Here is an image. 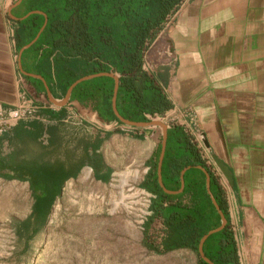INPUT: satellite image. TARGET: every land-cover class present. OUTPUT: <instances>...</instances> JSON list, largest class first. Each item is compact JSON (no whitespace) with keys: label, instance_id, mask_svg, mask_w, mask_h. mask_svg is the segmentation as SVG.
<instances>
[{"label":"crops","instance_id":"obj_1","mask_svg":"<svg viewBox=\"0 0 264 264\" xmlns=\"http://www.w3.org/2000/svg\"><path fill=\"white\" fill-rule=\"evenodd\" d=\"M15 3L0 0V110L4 118L25 108L28 113L20 122L33 121L45 127L43 119H50L46 128L54 142L51 154L58 149L52 163L85 162L71 174L73 179L84 174L85 168L93 171L94 177L98 173L102 183H106L103 177L108 170L111 176L124 171L120 175L126 180L137 179L141 173L137 185L145 193L140 185L147 177L153 183L154 164H159L166 141L163 183L168 191L176 192L184 177L185 187L178 194L162 189L168 195L162 209L177 204L194 207L192 191L198 189L205 198L204 183L210 196L209 174L210 192L227 212L223 213L237 242L240 264H264V0L185 2L177 12V24L168 32L167 28L161 31L145 54L144 69L156 76L173 107L158 116L142 114L146 120L141 121L117 97L120 115L126 120L132 116V122L144 123L142 126L119 120L112 105L117 120L101 116H110L104 94L112 86L111 79L115 88L111 76L82 77L68 98L63 84L53 79L47 82L31 71L24 74L14 40L15 23L9 15ZM109 73L120 77L121 86V75ZM96 78L106 79L92 81ZM69 115L71 120H61ZM213 156L228 165L233 184ZM156 173L158 176V167ZM161 200L156 196L151 203Z\"/></svg>","mask_w":264,"mask_h":264},{"label":"trees","instance_id":"obj_2","mask_svg":"<svg viewBox=\"0 0 264 264\" xmlns=\"http://www.w3.org/2000/svg\"><path fill=\"white\" fill-rule=\"evenodd\" d=\"M186 1L23 0L22 4H25L27 12L42 11L48 16L47 26L33 45L39 57L29 69L22 65L23 70L41 75L47 82L53 79L58 84H63L65 92L84 76L116 71L121 75L119 102L123 100L130 111L139 115L138 119L141 121L146 120L141 116L142 114L162 115L173 105L161 92L160 86L156 83V76L153 78L144 69L145 54ZM38 17H41L38 22L18 23L19 26L14 34L17 53L37 37L45 23L44 16H36ZM111 82V88L104 94L110 116L101 115L108 121L117 120L111 108L113 79ZM148 90L151 91V98L146 94ZM127 119L134 120L132 116ZM13 130L19 139L31 138L34 142L42 143L45 127L33 121L28 123L19 121ZM50 143L54 144L49 140L44 145ZM55 153L58 154V149H55ZM87 158L88 155H85L84 159ZM197 158L199 160V157ZM84 163V161L79 162L78 167H82ZM69 165H71L70 161L60 160L38 164L29 161L16 162L11 158L0 159V176L29 181L35 193L31 215L20 226L21 235V232L30 230L37 234L47 223L53 205L62 194L64 184L72 178L66 169ZM157 167L158 161L154 164L153 183H150L151 178L147 177L140 188L156 195L157 199L161 197V202L151 203L150 211L153 216L161 214L165 228H169L167 239L177 236V241L175 244L169 243L168 240L162 241V249L146 242L148 248L158 253L189 249L197 254V264H209L200 257L199 244L204 235L221 225L222 219L206 191L205 183L203 196L208 201L202 198L198 189L194 190L192 191L196 202L194 207L177 204V210L171 211L166 216L162 212V207L168 195L158 183ZM4 170L14 173L23 170L27 176L3 174L1 171ZM111 174L108 170L103 180L108 182ZM177 174H180V170H177ZM95 178L102 179L98 173L95 174ZM179 189L180 186H177V190ZM221 206L224 208L222 204ZM223 212L227 213L226 210ZM171 218H177L175 233L170 226ZM146 228L148 229V224ZM204 252L215 264H240L237 242L230 225L209 236L204 244Z\"/></svg>","mask_w":264,"mask_h":264},{"label":"rangeland","instance_id":"obj_3","mask_svg":"<svg viewBox=\"0 0 264 264\" xmlns=\"http://www.w3.org/2000/svg\"><path fill=\"white\" fill-rule=\"evenodd\" d=\"M27 11L22 2L13 8L12 15L19 19L14 20L15 30L21 21H40L41 17L36 18L38 15L45 17L42 26L45 29L47 14ZM175 24L177 13L165 32ZM38 39L22 54V65L26 69L31 68L39 57L33 47ZM103 79L92 81L100 82ZM146 94L148 96L149 91ZM9 133L0 138V159L46 164L57 157L51 154V143L44 145L31 138L19 139L13 129ZM57 144L60 146L61 142ZM84 171H89L90 175L86 180L80 172L77 178H70L64 184L62 194L40 231L37 234L32 230L23 231L22 235L19 229L31 215L35 193L29 181L0 176V264L197 263V254L189 249L158 253L148 248L147 244H153L162 249V241L168 240L169 228H165L160 213L157 216H153V213L149 215L150 204L146 203V195L137 185L141 173L137 179L126 180L120 175L124 171H116L108 182L102 183L89 168ZM76 172V166L69 171L72 175ZM174 210L177 207L164 208L162 212L167 216ZM169 222L175 233L177 218H171ZM168 241L175 244L177 236Z\"/></svg>","mask_w":264,"mask_h":264},{"label":"water","instance_id":"obj_4","mask_svg":"<svg viewBox=\"0 0 264 264\" xmlns=\"http://www.w3.org/2000/svg\"><path fill=\"white\" fill-rule=\"evenodd\" d=\"M22 2V0H19L18 2H16L13 6H11L10 8V11H9V15L10 17L15 20V21H18L19 19H17L16 17H14L11 13L12 9L20 4ZM44 30V27L41 29L40 33L37 35V37L33 40L32 43L24 46L20 51H19V56H18V60H19V64H20V67L22 69V54L23 52L29 48L39 37L40 35L42 34ZM171 43V42H169ZM171 52H173V46L171 45ZM22 72L24 74H27L26 72H24L22 70ZM101 76H111L115 79L116 81V85H115V88H114V93H113V100H112V106H113V111L115 113V115L117 116V118L119 120H121L122 122L126 123V124H129L131 126H142L144 125V123H137V122H132L130 120H126L124 119L119 111H118V106H117V97H118V92H119V88H120V77L116 76L114 73H99V74H93V75H90V76H87L86 78L84 79H87V78H91V77H101ZM81 82V79L76 81L74 84L71 85V87L68 89L67 91V97L70 98L71 96V93H72V90L74 89V87L79 83ZM17 122L15 121H4V122H1L0 123V137L3 136L8 129H11L12 126L14 124H16ZM153 125H161L163 127H165L163 124H161L160 122H154L152 123ZM201 137V140L203 141L205 147L210 151V146H209V143L206 139V136L204 133H201L200 135ZM166 141L163 142L162 144V151H161V156H160V161H159V164H158V179H159V183L162 187V189L165 191V192H170L172 194H178V193H181L183 192L184 190V187H185V181H184V177H182V186H181V189L179 191H176V192H172V191H168L163 183V179H162V165H163V159H164V156H165V150H166ZM214 160L216 161L218 167L221 169V171L223 172V174L228 178V180L230 181L231 184H233V175H232V172L230 170V168L228 167L227 164H225L222 160L218 159L217 156H213ZM3 174H10V175H15L14 172L12 171H8V170H4V171H1ZM184 174V173H183ZM210 175L207 174V189H208V192L213 200V203L217 209V211L219 212L220 216H221V219H222V222H221V225L216 228V229H213L211 231H209L206 235H204V237L201 239L200 241V244H199V255L200 257L206 261L207 263L209 264H215L212 260H210L205 252H204V244L206 242V240L209 238V236H211L212 234H215V233H218L220 231H222L226 226H227V223H228V220L225 216V214L223 213V211L221 210L220 206L218 205V203L216 202L215 198L213 197V195L211 194L210 192ZM54 209V205H53V208H52V211ZM51 211V212H52Z\"/></svg>","mask_w":264,"mask_h":264},{"label":"built area","instance_id":"obj_5","mask_svg":"<svg viewBox=\"0 0 264 264\" xmlns=\"http://www.w3.org/2000/svg\"><path fill=\"white\" fill-rule=\"evenodd\" d=\"M27 113H28V110H26L25 108L18 109V110L13 111L12 114H11V116L9 118L5 119L2 110H0V123L1 122H4V121H15V122H18L22 118H24L27 115ZM71 116L72 115H69L68 117H64L61 120H63V122L68 121V120H71ZM50 122L51 121L48 118L43 119V124L45 125V132H44L43 137L41 138V142L43 144H47L49 142V140H50V135H49L48 130L46 128V127H48L50 125ZM11 129H8L7 132L10 131ZM4 135L1 136V137H4ZM143 193L146 195V203L151 205L152 199L155 198L156 196L154 194H152V193L149 194V192L148 193L143 192ZM149 209H150V206H149ZM151 213L152 212L150 211L149 215Z\"/></svg>","mask_w":264,"mask_h":264},{"label":"flooded vegetation","instance_id":"obj_6","mask_svg":"<svg viewBox=\"0 0 264 264\" xmlns=\"http://www.w3.org/2000/svg\"><path fill=\"white\" fill-rule=\"evenodd\" d=\"M61 161V160H60ZM63 162V161H62ZM70 164L71 165H69V166H66V169L68 170V171H71V169L73 168V166L75 167L76 166V168H78V166H79V162L78 161H70ZM78 171V170H77ZM15 174L17 175V177H20V176H27L26 175V173L23 171V170H17V171H15ZM34 177L36 176V175H33ZM32 182H33V180H32Z\"/></svg>","mask_w":264,"mask_h":264},{"label":"bare ground","instance_id":"obj_7","mask_svg":"<svg viewBox=\"0 0 264 264\" xmlns=\"http://www.w3.org/2000/svg\"><path fill=\"white\" fill-rule=\"evenodd\" d=\"M85 172V171H84ZM90 175H89V171H86L85 173H84V178H85V180L89 177Z\"/></svg>","mask_w":264,"mask_h":264}]
</instances>
